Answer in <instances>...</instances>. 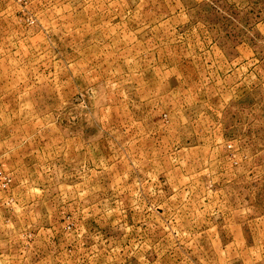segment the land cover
Segmentation results:
<instances>
[{
    "label": "rangeland",
    "instance_id": "rangeland-1",
    "mask_svg": "<svg viewBox=\"0 0 264 264\" xmlns=\"http://www.w3.org/2000/svg\"><path fill=\"white\" fill-rule=\"evenodd\" d=\"M0 264H264V0H0Z\"/></svg>",
    "mask_w": 264,
    "mask_h": 264
},
{
    "label": "built area",
    "instance_id": "built-area-1",
    "mask_svg": "<svg viewBox=\"0 0 264 264\" xmlns=\"http://www.w3.org/2000/svg\"><path fill=\"white\" fill-rule=\"evenodd\" d=\"M13 178L10 174L6 173L2 166V158L0 155V189L7 190L12 186Z\"/></svg>",
    "mask_w": 264,
    "mask_h": 264
}]
</instances>
